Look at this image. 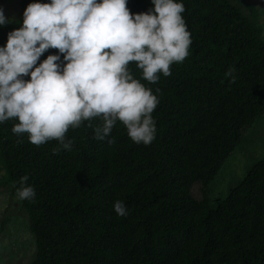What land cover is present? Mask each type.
<instances>
[{"label":"trees","instance_id":"trees-1","mask_svg":"<svg viewBox=\"0 0 264 264\" xmlns=\"http://www.w3.org/2000/svg\"><path fill=\"white\" fill-rule=\"evenodd\" d=\"M30 2L22 0L20 17L0 27V46ZM183 4L193 41L184 61L155 84L129 64L153 94L160 89L151 144L132 142L119 121L113 144L96 140L93 128L102 121L94 118L91 127L68 130L71 151L53 154L55 140L35 146L27 133H12L15 120L0 124V192L16 199L24 175L36 192L19 201L36 244L30 264H264V161L250 167L227 200L211 201L208 192L244 133L264 117L259 12L248 0ZM126 6L130 13L153 7L150 0ZM57 52L49 49L40 60ZM229 66L236 70L231 83ZM196 183L201 200L192 195ZM116 200L124 201L127 216L115 213Z\"/></svg>","mask_w":264,"mask_h":264},{"label":"clouds","instance_id":"clouds-1","mask_svg":"<svg viewBox=\"0 0 264 264\" xmlns=\"http://www.w3.org/2000/svg\"><path fill=\"white\" fill-rule=\"evenodd\" d=\"M147 12L130 13L127 0H32L18 28L7 33L0 46V124L15 120L11 131L27 133L29 143L40 146L55 140L71 151L68 130L85 122L93 138L109 145L113 127L121 122L136 144L156 138L152 116L160 89L134 78L133 62L149 84L160 75L170 76V66L182 63L193 43L182 13L183 0H150ZM0 6V27L14 23ZM49 49H57L48 54ZM62 54V58H61ZM39 61V63H37ZM235 68L225 76L235 81ZM28 77V79H25ZM27 175L19 178L18 201L33 200L34 187ZM118 216H127L122 200L113 203Z\"/></svg>","mask_w":264,"mask_h":264},{"label":"rangeland","instance_id":"rangeland-1","mask_svg":"<svg viewBox=\"0 0 264 264\" xmlns=\"http://www.w3.org/2000/svg\"><path fill=\"white\" fill-rule=\"evenodd\" d=\"M22 0H0L5 16L16 20L20 17ZM259 12V25L264 31V0H248ZM237 7L244 13L243 5ZM264 39V33H263ZM258 161H264V117L244 133L242 147L224 165L223 170L209 188L211 201H225L230 191L247 176L248 170ZM195 199L203 197V186L196 183L192 188ZM28 214L10 191L0 192V264H30L36 256V244L29 230Z\"/></svg>","mask_w":264,"mask_h":264}]
</instances>
